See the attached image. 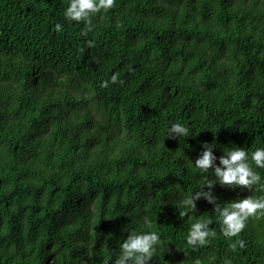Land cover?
<instances>
[{
    "label": "trees",
    "instance_id": "1",
    "mask_svg": "<svg viewBox=\"0 0 264 264\" xmlns=\"http://www.w3.org/2000/svg\"><path fill=\"white\" fill-rule=\"evenodd\" d=\"M69 3L0 0V264H114L149 230L151 264H264V210L232 237L215 212L258 184L176 204L214 175L204 141L264 146V0H116L87 35ZM177 121L188 136H166ZM201 218L216 235L189 245Z\"/></svg>",
    "mask_w": 264,
    "mask_h": 264
},
{
    "label": "clouds",
    "instance_id": "2",
    "mask_svg": "<svg viewBox=\"0 0 264 264\" xmlns=\"http://www.w3.org/2000/svg\"><path fill=\"white\" fill-rule=\"evenodd\" d=\"M116 0H70L64 11V15L69 21H85L84 34L87 35L93 27V16L101 10H108L115 6ZM58 30L62 29L61 23L56 24ZM89 45L93 41H88ZM119 79L118 73L111 75V82L115 83ZM120 83H123L120 80ZM103 85L107 87L109 80H104ZM190 129L182 122H172L167 129L166 136H188ZM215 142L204 141L201 154L195 160V164L203 172L213 170L214 175L206 178L199 191L187 194L176 203L180 209V215L184 216L197 209V200L205 197L209 202L219 199L214 194V186L219 182L221 185L247 186L251 188L258 184L264 189V176L256 170L255 166L264 168V146L257 147L251 152L243 146L224 147L223 155L217 157L214 148ZM219 159L220 163H216ZM190 166V164H189ZM209 187H205V186ZM258 210H264V195H248L242 199H232L227 202L215 203V212L222 223V231L226 237L237 236L246 226L249 216L257 214ZM149 225L150 221H147ZM211 218L197 219L191 223L186 237L189 245H204L208 242L209 236H215L216 232L209 227ZM161 242L160 233L154 230L131 231L130 235L120 245V253L116 256L114 264H151L152 258L157 252V245ZM237 243L243 247L245 241L240 239ZM236 247V243L232 244ZM227 264H232L231 260Z\"/></svg>",
    "mask_w": 264,
    "mask_h": 264
}]
</instances>
